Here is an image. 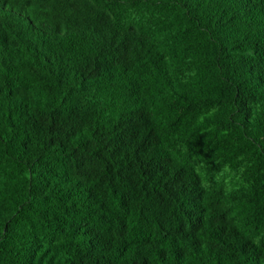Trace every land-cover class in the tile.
Wrapping results in <instances>:
<instances>
[{
	"label": "trees",
	"instance_id": "obj_1",
	"mask_svg": "<svg viewBox=\"0 0 264 264\" xmlns=\"http://www.w3.org/2000/svg\"><path fill=\"white\" fill-rule=\"evenodd\" d=\"M0 264H264V0H0Z\"/></svg>",
	"mask_w": 264,
	"mask_h": 264
}]
</instances>
